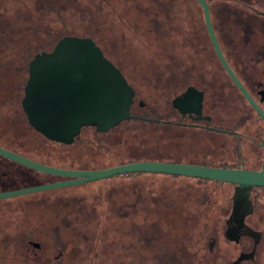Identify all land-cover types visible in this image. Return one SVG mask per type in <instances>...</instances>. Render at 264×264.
Here are the masks:
<instances>
[{"label": "rangeland", "instance_id": "374dc122", "mask_svg": "<svg viewBox=\"0 0 264 264\" xmlns=\"http://www.w3.org/2000/svg\"><path fill=\"white\" fill-rule=\"evenodd\" d=\"M186 2L0 0V35L13 42L11 55L23 43L35 44L43 39L51 46L59 35H92L105 56L122 70L137 102L144 103L137 115L152 119L156 113L164 120L172 114L167 102L173 96L174 79L184 78L186 69H195L201 60L216 61L212 52L201 54L190 49L187 32L196 28L197 16L192 15ZM223 27L229 35L231 26L225 23ZM222 102V125L230 127L236 118L232 108L238 100L225 94ZM6 115L7 110H0V138L7 137ZM175 118L173 114L169 117L172 121ZM195 130L176 135L136 121L107 136H97L88 129L71 146L48 144L41 148L43 159L37 161L58 168L95 170L134 161L220 167L236 160L233 137ZM248 134L257 137L258 142L264 137V124L256 115L251 117ZM30 136L21 133L15 143H28ZM29 148L40 150L35 145ZM240 151L246 168H255L262 161L257 154L262 150L248 141L242 143ZM55 180H29L18 189ZM210 187L215 186L180 176L123 175L0 200V264H87L88 260L102 264L104 258L107 260L103 264H119L123 242L128 262L137 253L152 261L163 252L180 253L184 248L192 252L200 237L198 210L203 207L199 195L208 194ZM143 236L153 237L148 248L138 243ZM106 237L111 243L99 244ZM78 243H85L79 246L84 250L82 260L77 258Z\"/></svg>", "mask_w": 264, "mask_h": 264}, {"label": "water", "instance_id": "95a60500", "mask_svg": "<svg viewBox=\"0 0 264 264\" xmlns=\"http://www.w3.org/2000/svg\"><path fill=\"white\" fill-rule=\"evenodd\" d=\"M195 2L202 9L218 61L264 123V112L235 78L224 59L211 25L207 2ZM23 91L21 108L28 124L48 141L67 146L73 144L83 128L92 127L98 133H105L129 120L135 95L121 72L104 56L95 42L77 36H64L50 52L34 55L28 64V77ZM202 101L203 93L190 87L173 99L172 107L182 115L193 112L195 120H201ZM139 106L143 107V103L140 102ZM0 157L30 170L65 179L37 187L0 192V200L137 173L228 183L245 190V196L252 188H264V163L260 170L163 161H134L103 169L75 170L44 165L2 147Z\"/></svg>", "mask_w": 264, "mask_h": 264}, {"label": "flooded vegetation", "instance_id": "af4514ba", "mask_svg": "<svg viewBox=\"0 0 264 264\" xmlns=\"http://www.w3.org/2000/svg\"><path fill=\"white\" fill-rule=\"evenodd\" d=\"M216 14L217 16L210 15V21L224 59L235 78L264 112V0H220ZM191 17L193 16L189 19ZM225 23L231 26L229 35H225ZM195 27L187 32L190 49L201 54L212 52L216 61L201 60L195 68L197 71L190 66L184 72V78L174 79L175 89L171 104L173 99L193 87L203 93V119L195 120L193 112L181 116L180 112L172 107L173 114H180L183 122H160L231 136L239 146L248 141L256 149L262 150V153H257L262 161L255 168L244 169L260 170L264 163V137L258 142L257 137L248 134L250 122L247 118H251L256 112L218 61L208 36L204 16H197ZM109 61L117 68L111 60ZM225 94H231L234 100H238L237 106L232 108L236 118L230 127L222 125V100ZM62 180L65 179L56 181ZM203 199L206 204L207 193L203 194ZM207 211L208 205H204L202 236L194 244L192 252H188L187 248L180 250V253L163 252L161 256L152 258V261L145 259L142 253H137L130 256L134 258L128 262L127 245L123 242L120 247L123 259L119 264H260L259 260L264 264V188H252L246 196L245 190L238 189L235 185H231L226 193L216 191L215 214L209 215ZM236 211L239 213L236 214ZM110 243L111 240L107 237L103 243L99 242L104 245ZM29 244L37 245L32 242ZM80 244L85 243H78L77 246V258L82 260L84 250L80 249ZM146 245L148 248L150 243L146 242ZM260 253L261 258L258 260ZM87 262L89 264V260Z\"/></svg>", "mask_w": 264, "mask_h": 264}, {"label": "trees", "instance_id": "16d2710c", "mask_svg": "<svg viewBox=\"0 0 264 264\" xmlns=\"http://www.w3.org/2000/svg\"><path fill=\"white\" fill-rule=\"evenodd\" d=\"M220 0H206L209 10H210V15L215 16V12H217L218 8V3ZM189 11L192 13L193 16H203L202 14V9L198 5L195 0H187L186 2ZM196 9V11H193ZM198 11V13H197ZM64 36H69V35H59L55 39H53V43L51 46H47V43L43 42V39L39 42L36 41L35 44H30V43H23L20 45H17V48H15V51L13 52V55H11L10 50L12 49L13 45L10 47L11 40H8L4 35H0V44H4L0 48V110H7V115L4 120V123L6 124V130L5 133H7V137H1L0 138V147L5 148L7 150H10L12 152H15L21 156H24L28 159H31L35 162H39L37 160H42L43 159V147H46V145L51 144V145H57L61 147H67V145L63 144H57L54 142H50L47 139H45L43 136H41L39 133L33 130V128L28 124V121L26 119V116L24 112L22 111L21 108V100L23 98L24 94V86L28 77V64L29 62L33 59L35 54L41 53V52H50L55 44ZM71 36V35H70ZM77 37H83V38H90L92 39L95 44L100 48V50L103 52L104 56L105 53L98 45L97 41L92 37V35L88 36H77ZM15 44V43H14ZM54 44V45H53ZM10 47V48H9ZM106 57V56H105ZM107 58V57H106ZM110 60V59H108ZM116 65V64H115ZM117 66V65H116ZM119 71L122 73V70L117 66ZM123 74V73H122ZM124 76V75H123ZM130 85V84H129ZM131 86V85H130ZM132 87V86H131ZM133 88V87H132ZM172 98H169V103L167 102L168 108L170 112L173 114V108L171 104ZM140 102H137L136 94L133 99V103L130 107V115L131 118L127 121L121 122L118 126L112 128L111 130L105 132V133H98L95 128H83L80 132V135L75 138L74 143H76L82 133L88 129H92L97 136H107L110 133L118 130L120 127L127 125L128 123L132 121H136L138 123L144 124L145 122L156 126L159 130H162L164 132H171V133H181V131H187L188 128H186L183 125H174L173 123H162L164 122H175V123H181L183 122V119H181L180 114L176 113L173 114L175 116V121H172L169 119V117L172 114H168L166 117H164V120L162 116L154 113L152 119L149 118V120L142 119V118H148L145 116L139 117L138 111L141 109L139 106ZM143 106L144 103H143ZM137 108V110L134 111V109ZM137 111V112H136ZM141 111V110H140ZM256 118L261 122L262 120L258 117L256 113ZM168 119V120H166ZM248 122L251 121V118H247ZM162 121V122H160ZM264 124V123H263ZM189 130V129H188ZM195 131H203V130H195ZM193 131V132H195ZM21 133H27L29 135H32L29 137L28 143H23L21 144H16L15 140H17L19 135ZM72 144V145H73ZM38 146L40 150H32L29 148V146ZM71 146V145H70ZM42 148V149H41ZM32 150V151H31ZM241 146L237 144L236 146V154H235V161L231 164L229 163H223L220 165V167L223 168H232V169H241V168H246L244 166V158L242 157L241 154ZM125 164V163H124ZM121 165V164H118ZM117 166V165H115ZM113 167V166H112ZM69 169V168H66ZM144 174H149V175H156V174H151V173H137V174H128L127 176H134V175H144ZM123 176V175H122ZM43 177H55V176H50L46 174H42L33 170H30L24 166H21L13 161H10L6 158L0 157V192H6V191H13L17 190L18 188L23 187V183H26L29 180H43ZM117 177V176H115ZM57 180L60 179L59 177H56ZM197 181H208V180H200L196 179ZM56 181V180H55ZM212 184H214L215 187H210L208 191V200L207 203L204 204L203 202V194L199 195V199L201 202L202 207L204 205H208V213L209 215H214L215 214V205H216V191H223V193H226V191L229 189V187L232 184L228 183H221V182H216V181H208ZM2 201H11L10 199H4ZM199 213H201V217H199V236H202V230H201V221L203 219V209L198 210ZM111 223V221H109ZM140 225V224H139ZM107 226L105 225L104 228ZM139 227V226H138ZM110 228V227H108ZM107 228V229H108ZM138 230H141V228H138ZM151 237V236H150ZM147 239L146 236L142 237V241H138V243L143 246L146 245L147 243H150L151 237ZM199 237V238H200ZM28 242H25L27 244ZM150 245H152L150 243ZM149 245V246H150ZM107 258H104L102 261V264L106 262ZM89 264L91 261H89ZM105 264H111V261H108Z\"/></svg>", "mask_w": 264, "mask_h": 264}]
</instances>
